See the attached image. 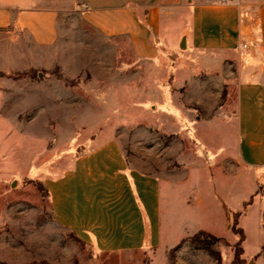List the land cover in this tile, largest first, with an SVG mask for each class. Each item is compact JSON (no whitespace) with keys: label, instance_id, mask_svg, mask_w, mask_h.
I'll use <instances>...</instances> for the list:
<instances>
[{"label":"rangeland","instance_id":"374dc122","mask_svg":"<svg viewBox=\"0 0 264 264\" xmlns=\"http://www.w3.org/2000/svg\"><path fill=\"white\" fill-rule=\"evenodd\" d=\"M65 23L55 66L0 72V264L151 262L152 250L99 252L53 213L44 176L111 134L130 166L173 185L175 206L167 216L179 242L169 250L170 264L183 246L184 257L196 248L191 238L199 228L223 238L214 245L220 264H232L242 235L246 264H264V172L232 165L220 146L221 121L237 104L234 74L197 68V78L175 87L172 72L178 66L181 72L186 58L179 48L165 59L159 91L148 98L126 37H104L77 19ZM166 89L179 94L174 103L183 112L174 118L164 106ZM200 194L207 206L194 204Z\"/></svg>","mask_w":264,"mask_h":264},{"label":"crops","instance_id":"0c3cea01","mask_svg":"<svg viewBox=\"0 0 264 264\" xmlns=\"http://www.w3.org/2000/svg\"><path fill=\"white\" fill-rule=\"evenodd\" d=\"M68 19L104 37H126L148 98L159 91L154 86L164 78L165 59L179 48L186 58L182 71L178 66L172 72L175 87L197 78V68L208 75L223 71V78L233 73L237 104L219 132L224 159L264 172V0H0V72L55 66L53 53L59 51ZM242 42L249 47L242 49ZM164 95L170 116L183 112L174 103L179 94L166 89ZM99 138L44 176L57 222L99 252L152 250L149 264H170L169 250L179 242L167 216L175 206L173 185L130 166L117 135ZM244 200L245 193L236 204ZM208 203L201 194L194 202ZM184 247L177 264H218L205 249H191L184 257Z\"/></svg>","mask_w":264,"mask_h":264},{"label":"trees","instance_id":"16d2710c","mask_svg":"<svg viewBox=\"0 0 264 264\" xmlns=\"http://www.w3.org/2000/svg\"><path fill=\"white\" fill-rule=\"evenodd\" d=\"M238 232L239 231H237V233ZM245 237V235H242V237L238 240L235 246L232 264L245 263L244 258L242 257L244 249L240 245L245 240ZM191 240L194 244H196V248L207 250L211 255H213L217 259L219 264L221 263V253L214 247V245L220 241H223L222 237H219L206 230H199L192 236Z\"/></svg>","mask_w":264,"mask_h":264},{"label":"built area","instance_id":"2783aa9c","mask_svg":"<svg viewBox=\"0 0 264 264\" xmlns=\"http://www.w3.org/2000/svg\"><path fill=\"white\" fill-rule=\"evenodd\" d=\"M218 1H220V2H226V1H228V0H218ZM242 49H247L249 46H248V44L246 43V42H242V43H240V45H239Z\"/></svg>","mask_w":264,"mask_h":264}]
</instances>
